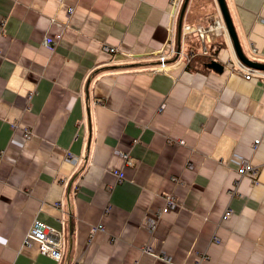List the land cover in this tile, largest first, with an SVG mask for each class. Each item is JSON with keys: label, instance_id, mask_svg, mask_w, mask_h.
Wrapping results in <instances>:
<instances>
[{"label": "crops", "instance_id": "1", "mask_svg": "<svg viewBox=\"0 0 264 264\" xmlns=\"http://www.w3.org/2000/svg\"><path fill=\"white\" fill-rule=\"evenodd\" d=\"M183 1L0 0V264H264V70L236 58L216 0L179 24ZM225 2L264 63V0ZM34 220L59 260L23 244Z\"/></svg>", "mask_w": 264, "mask_h": 264}, {"label": "built area", "instance_id": "2", "mask_svg": "<svg viewBox=\"0 0 264 264\" xmlns=\"http://www.w3.org/2000/svg\"><path fill=\"white\" fill-rule=\"evenodd\" d=\"M72 10V8H69V12ZM215 34V31H210L208 30V32H206V36L208 41H211V34ZM108 50H110L111 52L114 51L113 47L107 48ZM186 61L189 62V60L191 59V57L193 56V52H186L184 54ZM227 65H230V62H227ZM168 67V63H167V58L166 55L161 52L159 54V62L157 65V69L158 70H164ZM244 78L245 79H250L251 78V73H246L244 74ZM13 128H15V126H17V123H13L11 124ZM24 131V136L26 138H28L30 135V131L27 127L22 129ZM258 143V139L254 140L253 142V147H255ZM67 156L69 158H71L72 160H74V156L67 152L66 153ZM120 155L126 160L128 157V153L127 152H120ZM257 173L258 170L257 168L245 161V160H241L239 163V167L237 168V174L241 177V176H248L250 177L252 180H255L257 178ZM117 174V180L121 181L123 178V173L116 171ZM177 205V201L176 198L173 195H170L166 198V202L165 205L157 212L155 213L154 217H149L146 216L144 218L143 224L149 228V230H154L155 226H156V218L164 213V212H168L170 210H173ZM232 214L231 209H227L223 215H222V220H225L226 218L230 217V215ZM103 229V224L102 223H98L95 225H92L90 227V237L89 240L92 241L95 237V235L101 231ZM32 243H36L38 250L42 253H46L48 255H50L52 258L59 260L60 256H61V248H62V242H61V238H60V234L58 232V230L40 220H34L32 222V224L30 225L29 229L27 230L24 239H23V244L24 245H30ZM147 252L153 254V256L157 257V258H161L163 260L169 261L170 260V256L166 253H157L155 252L151 246H145L144 248Z\"/></svg>", "mask_w": 264, "mask_h": 264}, {"label": "water", "instance_id": "3", "mask_svg": "<svg viewBox=\"0 0 264 264\" xmlns=\"http://www.w3.org/2000/svg\"><path fill=\"white\" fill-rule=\"evenodd\" d=\"M188 0H184L181 10H180V17H179V24L181 21V18L183 16L186 4H187ZM217 4H218V8L225 26V30L230 38L234 53L236 58L243 63L244 65L253 68V69H259V70H264V63H260V62H256L253 61L251 59H249L242 51L235 28L233 26V22L231 20V16L229 14L227 5L225 0H216ZM208 67L212 68V69H218L219 71L222 70V65H220L218 62L216 61H211L207 64Z\"/></svg>", "mask_w": 264, "mask_h": 264}, {"label": "trees", "instance_id": "4", "mask_svg": "<svg viewBox=\"0 0 264 264\" xmlns=\"http://www.w3.org/2000/svg\"><path fill=\"white\" fill-rule=\"evenodd\" d=\"M213 46H215L216 48H218V47L220 46V43H219V41H214V44H213Z\"/></svg>", "mask_w": 264, "mask_h": 264}]
</instances>
